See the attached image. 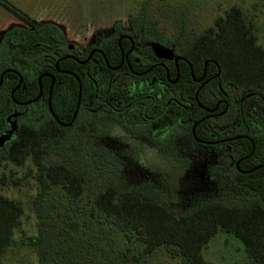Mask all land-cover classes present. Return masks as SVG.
<instances>
[{"label": "rangeland", "instance_id": "374dc122", "mask_svg": "<svg viewBox=\"0 0 264 264\" xmlns=\"http://www.w3.org/2000/svg\"><path fill=\"white\" fill-rule=\"evenodd\" d=\"M10 1L27 12L35 23L31 26L22 22L0 5V64L25 73L36 69L42 56L58 57L62 50L57 44L61 41L91 47L112 32L116 20L126 28L129 15L137 14L144 4L150 19L156 22V37L161 43H171L182 20L186 21L188 40L192 41L227 9L237 6L246 23L252 26L257 44L264 48V0ZM50 46L53 49L48 52L44 47ZM162 56L170 59L167 52ZM227 91L234 112L225 119L232 121L237 113L235 97L252 91L264 95V85ZM245 106L248 115L253 108L256 120L263 118L261 107L253 101ZM109 119L102 114L96 125L92 120L87 127H79L78 131L87 135V150L51 154L46 159L51 163L78 164L86 171L87 180L78 199L72 200L55 185L45 195L43 213L48 214L45 219L48 251L42 261L33 247L22 242L23 237L36 235L38 231V217L32 208L39 190L34 177L36 167L27 160L23 165L9 162L0 168V175L5 173L9 178L6 184L0 181V192L19 200L23 206L21 223L14 232L16 243L5 254L6 264H178L179 257L171 256L165 246L144 253L135 232L119 230L97 211L94 197L109 180L123 187L146 183L178 214L216 199L239 202L252 197L223 169L226 160L221 149L193 141L189 127L150 144L143 128H126ZM219 126L213 124L214 129L219 130ZM5 128L4 118L0 117V142L13 134ZM93 150L105 152L108 160L97 163L91 154ZM15 178L16 183L12 180ZM203 255L212 264H252L243 243L222 229L205 245Z\"/></svg>", "mask_w": 264, "mask_h": 264}, {"label": "trees", "instance_id": "16d2710c", "mask_svg": "<svg viewBox=\"0 0 264 264\" xmlns=\"http://www.w3.org/2000/svg\"><path fill=\"white\" fill-rule=\"evenodd\" d=\"M0 5L22 22L34 26V19L10 0H0ZM127 22L130 24V36L140 43V47L152 39H157L156 22L150 19L146 4L137 14L129 15ZM113 25L114 32L111 38L102 42L101 49L110 65H118L119 60H113L112 55L113 50H116V55L119 56L117 40L123 31L120 20H116ZM256 40L252 26L246 23L241 9L237 6L227 9L224 15L216 18L213 25L207 27L192 41L188 40L186 21L180 22L175 38L167 45L173 49V53L184 58V61H178L179 75L176 86L186 89L190 84L194 87L193 91H197V100L193 99L192 113H183V119L191 117L193 122H198L194 130L197 137L203 138L205 134L203 129L205 120L201 119L204 113L200 105L208 108L215 105L219 84L230 83L245 89L264 85V48L258 45ZM120 44L124 50L130 46L129 42L124 45L123 40H120ZM57 45L61 50L69 49L68 42L61 41ZM44 48L48 52L53 49L51 46ZM90 50H92L90 47L81 48L80 52L74 51V54L83 61ZM95 56L97 57L95 60L104 66L101 56L94 54ZM57 60L59 59L48 55L37 63L39 67L36 71L54 73L52 109L56 111L58 107L64 105L72 112L78 98L77 81L71 76L57 74V69H66L79 75L83 88L81 95L83 104L85 97L87 99L88 96L86 72L89 63L81 64L73 59L64 58L59 60L56 68ZM142 64L146 65L143 68L147 67V63H131L134 70H140L136 66ZM6 67L0 64V74ZM120 70L129 71L125 64ZM168 71L170 78L174 79L176 69L173 63L168 66ZM20 74L23 80L13 92V98L27 100L37 96L39 89L36 77L30 79L23 72ZM160 76L164 82L168 81L163 69ZM200 78L201 84H196L195 79ZM207 79L206 83L203 82ZM18 82L19 76L12 71L3 75L0 83L1 115L9 113L13 105L10 94ZM49 86L50 80L45 83L42 79L44 93ZM63 94L64 100L61 99ZM250 97L264 102V95L256 91ZM207 133L211 136L210 131ZM86 136L73 132L72 128L51 125L46 121L39 123L19 121L12 136L0 146V168L9 162L23 165L27 160L36 167L34 177L39 183V190L33 199L32 208L38 217V231L36 235L23 237L22 242L33 247L40 261L45 258L48 251L45 236V219L48 214L43 213L45 195L55 185L60 186L72 200L78 199L87 180L86 171L78 164L71 161L51 163L46 159L51 154L87 150L89 141ZM250 136L252 143L247 139L240 140L239 156L247 158L242 160L239 168L253 169L252 172L244 173L232 167L234 182L252 195L249 199L239 202L216 199L178 214L146 183L123 187L109 180L96 193L94 206L119 230L135 232L143 244L144 253L165 246L171 256L179 257L178 264H212L204 258L203 249L211 237L222 229L243 243L250 263L264 264V132H255ZM91 154L97 163L108 160L105 152L101 150H93ZM15 179H12L14 183L17 181ZM0 181L6 184L9 178L2 173ZM22 215L21 202L0 192V264H6L5 254L16 243L14 232L21 223Z\"/></svg>", "mask_w": 264, "mask_h": 264}, {"label": "flooded vegetation", "instance_id": "af4514ba", "mask_svg": "<svg viewBox=\"0 0 264 264\" xmlns=\"http://www.w3.org/2000/svg\"><path fill=\"white\" fill-rule=\"evenodd\" d=\"M126 25V28L121 27L123 32L117 40L119 56L116 55V50H113L114 54L112 55V59H118V65H110L101 49L102 42H106L111 38L114 32V25L112 26L111 33L99 38L97 44L90 47L92 50H90L85 60L81 61L74 54V51L80 52L81 48L88 47L73 44L67 46L69 48L68 51L62 50L60 55L56 57L59 60L70 58L81 64L89 63V69L86 72L88 96L87 99L85 97L83 104L81 103L83 88L79 75L66 69H57V74L71 76L77 81L79 99L77 98L76 107L72 112H70L69 107L64 105L58 107L56 111L52 109L51 100L55 76L54 73L47 71L38 73L34 69L27 73L23 72L27 78L32 79L36 77L39 89L38 95L27 100L14 99L13 92L23 80V76L20 74L22 71L6 65L5 70L0 74V83L6 72L12 71L19 76L18 84L10 94L13 105L9 113L5 115L0 114V117L4 118L6 132L8 130H12L13 132L16 123L19 121L33 123L46 121L51 125L72 128L73 132L80 133V130L78 131L79 127H85V125L87 127L92 120L96 125L98 123V117L103 114V116L110 118L109 120L113 121L112 123L115 122L117 125L126 128L134 126L140 129L143 128V131L147 132L145 136L148 135L147 138H150V144H156L163 139H167L168 135L174 134L180 128L189 127V137L193 141L198 144L207 145L209 148L221 149L222 157L226 160V166L224 168L222 167L225 171L230 172L232 175V167L234 166L240 172H252L253 169L247 170L239 168L242 160L247 158V156H239V145L242 139H247L252 143L250 134L264 132V102H259L250 97L255 91L235 97L237 100L236 118L232 121H227L225 118L230 115L232 116L234 112L233 103L227 89L234 88V90L239 91L245 88H239L230 83L224 85L219 84L215 105L211 108L200 105L204 113L201 119L205 120L203 127L205 134H203V138L197 137L194 130L198 122H193L191 117H188L187 120L183 119V113H192L193 99L197 100V91H191L192 85L190 84L186 89H181L176 86L179 75L177 71L178 61H184V58L175 52L171 59L157 56L153 48L155 44H161L173 51L169 45L161 43L158 39H152V41H148L143 47H140V43L134 40L129 34L130 24L127 22ZM120 40H123L124 45L129 42L130 46L127 50H124L120 44ZM94 54L101 56L104 66L95 60L97 57H94ZM46 57L48 55L40 57L38 63ZM59 60L55 63L56 68ZM132 62L147 63V67L143 68L146 65L142 64L136 66L140 70H134L131 65ZM171 63L174 64L176 69V77L174 79L170 78L168 71V66ZM124 64L128 68V72H122L120 70ZM38 67L39 64L36 65V68ZM162 69L166 72L167 82H164L160 76ZM42 79L45 83L48 79L50 80V86L47 88L46 93L42 89ZM201 79H195L194 82L201 84ZM207 81L208 79L203 82L206 83ZM169 84L174 86L172 87ZM256 93L261 95L259 91H256ZM61 99H65L64 94ZM249 101H253L257 106L261 107L262 119L256 120L253 108L250 114H247L245 103ZM214 123L220 124L219 130L213 128ZM208 131L211 132V136L207 133Z\"/></svg>", "mask_w": 264, "mask_h": 264}, {"label": "water", "instance_id": "95a60500", "mask_svg": "<svg viewBox=\"0 0 264 264\" xmlns=\"http://www.w3.org/2000/svg\"><path fill=\"white\" fill-rule=\"evenodd\" d=\"M153 48H154L155 52L157 53V56H159V57H164V56H162V54L164 55V52H167L168 54H170V59H171V58L173 57V55H174V53H173V51H172L171 49L166 48V47H164V46L161 45V44H155V45L153 46ZM79 97H80V93H79ZM78 99H79V98H78ZM78 104H79V100H78ZM4 141H5V140H3V141L0 142V146L4 143Z\"/></svg>", "mask_w": 264, "mask_h": 264}]
</instances>
